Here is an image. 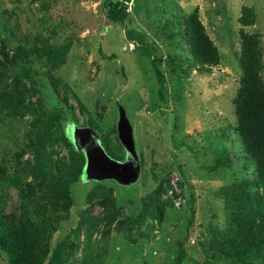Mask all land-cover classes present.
Listing matches in <instances>:
<instances>
[{
  "label": "rangeland",
  "instance_id": "obj_1",
  "mask_svg": "<svg viewBox=\"0 0 264 264\" xmlns=\"http://www.w3.org/2000/svg\"><path fill=\"white\" fill-rule=\"evenodd\" d=\"M107 1L0 0V168L7 176L16 171L25 191L21 200L0 180V218L11 228L26 223L36 253L61 239L77 243L65 264H80L88 230L103 264H173L181 246L182 264H233L204 251L202 243L223 226L231 184L252 178V162L235 132L233 100L241 78V29L259 36L264 82V0H131L121 23L106 19ZM244 7L255 13L253 26L239 23ZM193 13L218 51L217 66L200 70L190 54L183 35ZM47 46L55 49L54 60ZM153 60L164 75L162 100ZM119 107L132 127L138 180L130 186L83 182L76 169L83 154L66 129H91L124 157ZM44 124L49 135L36 154L28 137ZM224 146L230 163L220 160ZM159 185L162 212L155 216L146 196ZM108 188L112 196L103 205ZM80 220L75 240L71 230ZM0 264H9L1 250Z\"/></svg>",
  "mask_w": 264,
  "mask_h": 264
},
{
  "label": "trees",
  "instance_id": "obj_2",
  "mask_svg": "<svg viewBox=\"0 0 264 264\" xmlns=\"http://www.w3.org/2000/svg\"><path fill=\"white\" fill-rule=\"evenodd\" d=\"M130 1H107L105 3L106 19L116 23L123 22L128 16L127 5ZM255 21L256 16L253 10L244 7L239 18L241 26H253ZM184 25V39H186L190 54L200 70L217 66L220 62V56L205 33L202 24L198 21L196 13L190 15ZM240 48L241 78L233 100L236 117L235 132L241 149L252 162V178L244 177L231 184L229 192L224 197L223 226L209 232L202 246L207 253L209 251L214 252L233 264H264V82L260 77L262 64L258 34H248L241 29ZM51 49L49 46L46 47V51L54 60L56 51ZM66 50L67 48L63 49L62 52L65 53ZM19 55H14L17 62L21 60ZM151 66L158 84V95L162 100L164 75L159 70L156 60L151 62ZM26 72L25 69H20V74L25 75ZM17 75L19 74L16 71L15 76ZM49 130L50 125L44 124L34 139L28 137V147L34 153L38 154L44 150ZM101 143L112 158L122 160L123 155L119 156L117 153H113L103 141ZM220 154V160L225 159L230 163V156L225 146L220 149ZM78 163L76 169L78 176L81 177L84 164L83 155H81ZM218 164L221 165L222 162H218ZM5 173L6 170L0 168V180L7 181L10 186L16 189L19 198L25 200L22 178L18 176L16 171L12 176H7ZM73 178L75 180L76 176ZM67 183L64 182L63 192L65 196L68 195ZM258 188L262 189V194L258 192ZM160 190L159 185L157 189L146 196L147 209L153 212L155 216H160L162 212L161 208L157 206ZM106 193L105 201L101 202L103 205L111 199L112 189L108 188ZM145 212L147 210L143 213ZM22 213H24V207ZM190 215L188 227H191L194 221L193 206H191ZM83 223L84 220H80L71 230L75 240L79 239V230ZM88 231L85 234L84 255L80 264H103L99 257L94 256L89 244L90 233ZM26 232V223H21L18 229L11 228L6 221L0 218V250L6 255L9 264H65V257L78 249L77 243H69L66 239H61L54 244L51 250L45 249L36 253L27 241ZM185 256L184 248L181 246L173 264H182Z\"/></svg>",
  "mask_w": 264,
  "mask_h": 264
},
{
  "label": "water",
  "instance_id": "obj_3",
  "mask_svg": "<svg viewBox=\"0 0 264 264\" xmlns=\"http://www.w3.org/2000/svg\"><path fill=\"white\" fill-rule=\"evenodd\" d=\"M117 138L121 144L124 157L117 160L109 156L97 135L88 128L69 126L66 137L75 149L84 157L81 180H111L121 186L134 184L140 174V162L135 150L132 127L123 108H118Z\"/></svg>",
  "mask_w": 264,
  "mask_h": 264
}]
</instances>
